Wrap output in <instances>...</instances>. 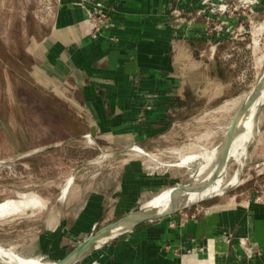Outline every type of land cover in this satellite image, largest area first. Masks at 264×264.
Wrapping results in <instances>:
<instances>
[{
	"label": "rangeland",
	"instance_id": "1",
	"mask_svg": "<svg viewBox=\"0 0 264 264\" xmlns=\"http://www.w3.org/2000/svg\"><path fill=\"white\" fill-rule=\"evenodd\" d=\"M62 1L0 0V203L26 193L46 202V209L34 216L0 224V246H16L25 259L36 254L52 263L110 225L99 222L82 233L71 232L80 213L76 231L87 227L91 217L88 205L83 206L93 193L115 191L120 204L139 208L164 191L167 195L189 184L200 162L178 166L180 156L221 145L239 103L264 69V0L168 2V22L177 29L190 24L194 31L177 41L175 65L181 83L178 102L168 117L170 128L153 151L139 147L147 154L141 157L131 151L132 146L106 138L94 137L90 144L80 97L60 80L67 70L55 64L50 49ZM87 12L95 31H106L110 23L105 17L95 10ZM255 128L241 183L215 199L264 203V108ZM132 160L141 164L138 180L159 184L138 199L125 201L129 186L117 188ZM237 169L236 163L231 164L226 182ZM71 178L73 184L63 199ZM87 259L78 264H87Z\"/></svg>",
	"mask_w": 264,
	"mask_h": 264
},
{
	"label": "crops",
	"instance_id": "2",
	"mask_svg": "<svg viewBox=\"0 0 264 264\" xmlns=\"http://www.w3.org/2000/svg\"><path fill=\"white\" fill-rule=\"evenodd\" d=\"M171 1L179 0L62 1L50 49L55 64L66 68L60 80L79 95L94 137L153 151L170 128L168 117L181 83L175 65L177 41L194 32L190 24L177 29L168 22L165 7ZM87 10L105 17L110 23L106 31H95ZM140 167L130 161L118 183L117 190L129 186L125 201L159 184L138 180ZM87 205V227L76 231L80 213L73 234L99 222L111 225L136 208L115 200V191L95 192L83 207ZM87 264H264V203L203 201L116 237L95 250Z\"/></svg>",
	"mask_w": 264,
	"mask_h": 264
},
{
	"label": "bare ground",
	"instance_id": "3",
	"mask_svg": "<svg viewBox=\"0 0 264 264\" xmlns=\"http://www.w3.org/2000/svg\"><path fill=\"white\" fill-rule=\"evenodd\" d=\"M239 104L235 119L227 127L224 140L220 146L213 150L200 147V149L192 155L180 156L182 158L178 166H185L196 161L200 162L198 169L191 174L194 177V182L190 187H188L187 192L182 193L180 186L176 187V191L167 195L165 193L166 191H164L150 202L143 204L139 208H135L126 217L138 218L153 213H163L174 208L187 207L223 196L229 189L239 185L246 166L245 158L247 156L248 146L255 138V127L257 126L260 112L264 107V69L257 85L244 96ZM87 138L90 144H94V139L91 135H88ZM131 151L138 157L147 155L137 146H133ZM177 151L173 153L176 155L177 153L180 154L181 151ZM180 155H182V153ZM233 163H236L238 166L237 172L230 181L226 182L225 175L228 168ZM72 184L73 179L71 178L62 191L63 199L67 197ZM44 209H46V202L37 194H19L16 199L0 203V224L3 225L13 222L16 219L34 216L42 212ZM118 231H120V229H117L109 236L96 241L85 251L79 253L69 264L84 262L87 259V254L89 252L98 250L107 242L115 239L119 233ZM0 263L54 264L52 262L43 261L41 257L25 259L23 256L21 257L18 255L16 246H12L9 249H5L0 246Z\"/></svg>",
	"mask_w": 264,
	"mask_h": 264
},
{
	"label": "water",
	"instance_id": "4",
	"mask_svg": "<svg viewBox=\"0 0 264 264\" xmlns=\"http://www.w3.org/2000/svg\"><path fill=\"white\" fill-rule=\"evenodd\" d=\"M90 135L92 138H94L93 133H91ZM193 182L194 181L192 179L189 184L180 187L181 192L182 193L187 192L188 187H190L193 184ZM194 205H196V204H194ZM194 205H190V206L183 207V208H174V209H171L170 211H166L163 213H153V214L145 215V216L138 217V218L124 217V218L118 220L117 222L107 226L106 228L97 231L96 233H94L93 235H91L90 237H88L87 239L82 241L81 243H79L64 258L55 262L54 264H69L79 253L85 251L87 248H89L91 245H93L96 241H98L104 237L109 236L113 231H115L117 229H120V231H118L119 232L117 235V237H118V236L132 230L133 228L141 225V224L153 222V221L160 220V219H163L166 217H170V216L175 215L179 212L187 210V209L193 207Z\"/></svg>",
	"mask_w": 264,
	"mask_h": 264
}]
</instances>
